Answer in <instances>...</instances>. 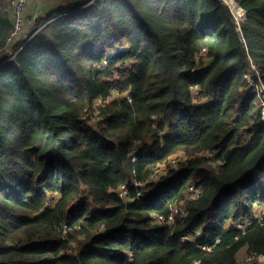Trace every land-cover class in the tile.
Returning <instances> with one entry per match:
<instances>
[{"label":"trees","instance_id":"trees-1","mask_svg":"<svg viewBox=\"0 0 264 264\" xmlns=\"http://www.w3.org/2000/svg\"><path fill=\"white\" fill-rule=\"evenodd\" d=\"M226 1L97 0L0 69V264L264 256V115L246 80L254 64L264 84V0H235L244 21ZM13 30L0 0V50ZM175 204L187 215L156 220Z\"/></svg>","mask_w":264,"mask_h":264},{"label":"built area","instance_id":"built-area-1","mask_svg":"<svg viewBox=\"0 0 264 264\" xmlns=\"http://www.w3.org/2000/svg\"><path fill=\"white\" fill-rule=\"evenodd\" d=\"M97 0H9L11 8H12V23H13V33L11 34L10 38L8 39V44L7 46L0 50V69H2L6 64L9 62L15 60L19 52L26 47L35 37L36 35L43 29V27H46L47 25H44L38 30H34L33 32H29L26 35L23 36V27H34V22L37 21L40 16L41 12L44 11L43 7L44 6H50L53 5L54 8L52 11H60L61 8L63 7L64 9L66 6L73 7V9L67 11V9L61 13L60 15L56 16L54 19L50 20L48 24L51 22L61 19L63 17H66L68 15H72L75 13H78L81 10H84L91 5H93ZM41 11V12H40ZM51 11V12H52ZM47 16H50V12H47ZM53 13V12H52ZM20 39L23 38L24 43L22 44V49L15 50L14 49V41L15 39ZM12 48V51L10 50ZM123 50L120 48L118 52ZM4 58V59H3ZM3 60V61H2ZM107 62H104L106 64ZM250 71H253L255 76L251 77L250 74L246 75V80H247V89L250 93L256 94L257 98L261 100V94L264 95V89H261L262 87L264 88V84L262 83V75L256 65L252 64V69ZM103 103L102 100H99V104ZM257 105L259 107L260 113L264 115V108L261 107L258 104L257 100ZM141 143H136L130 152V157L135 161L137 159V153L139 148H141L139 145ZM142 146V144H141ZM167 163V162H166ZM162 164L159 168H157L154 173L152 174L151 182H158L161 175L164 174V168L162 166H165V164ZM171 163V162H168ZM172 164V163H171ZM173 167H178V163L176 165H173ZM170 173V172H168ZM167 173V174H168ZM136 186L138 188H144V184L136 183ZM118 195L120 198L127 200L129 197V190H128V185H122L118 190H117ZM200 189L196 187L194 183H190L187 186L186 194L187 196H190L191 198L193 197H199L200 196ZM141 195V194H140ZM139 196V193H138ZM258 216L262 218L264 216V207H260L257 209ZM187 215V211L185 209V206L183 204L178 205L175 204L171 207V216L166 220L164 217L161 216H155L156 220L158 222H165L169 227H172L174 224V221L177 217H184ZM244 229V227H241ZM186 239H184L185 241ZM252 260H255L259 262L260 264H264V256H253Z\"/></svg>","mask_w":264,"mask_h":264},{"label":"rangeland","instance_id":"rangeland-1","mask_svg":"<svg viewBox=\"0 0 264 264\" xmlns=\"http://www.w3.org/2000/svg\"><path fill=\"white\" fill-rule=\"evenodd\" d=\"M67 9V11H69V10H71V9H73V7H70V6H66V8L64 9L63 7L61 8V10L64 12L65 10ZM60 10V11H61ZM41 12V11H40ZM55 12H57V11H55ZM47 14L48 13H46L45 11H42L41 12V16H40V18L37 20V21H35L34 22V27H23V36L22 37H24V35H26L27 33H29V32H33L34 30H38V29H40L41 27H43L44 25H48V23H49V21H47V19H49L51 16H52V14L53 13H50V16H47ZM60 15V14H59ZM58 16V15H57ZM235 16V15H234ZM54 19V18H53ZM236 19H238V21H244L245 20V18L244 19H242V18H237L236 17ZM24 43V41H23V38H20V39H15V41H14V43H13V45H14V49L17 51V50H19V49H21V47H22V44ZM11 51H12V48L10 49ZM110 54H113V51L110 53ZM0 57H2L1 55H0ZM4 59V58H3ZM3 61V60H2ZM248 74H250V76L251 77H254L255 76V74H254V72L253 71H248ZM261 89H264L263 87L261 88ZM261 100L260 99H258L257 98V100H258V104L261 106V107H263L264 108V95L263 94H261ZM98 104H99V102H98ZM96 115H98V114H96ZM86 117V116H85ZM87 117H88V115H87ZM91 118V117H90ZM86 119V118H85ZM98 119H100V117H98ZM98 120L95 118L93 121H91L92 122V125L94 124V122L96 123ZM246 138L248 137V136H245ZM140 147H141V144L139 145ZM187 159V156L184 154V153H180V154H178L177 156H173V157H171L170 158V160L168 161V162H171L173 165H176L177 163L178 164H180L181 162H183L184 160H186ZM166 163L165 164V166H162L163 168H164V174H167L168 172H171V170H178V168H179V165H178V167H173L172 166V164L171 163ZM164 174H162L161 175V177L164 175ZM160 177V178H161ZM160 180V179H159ZM82 241H84V239H82ZM75 249H77V246L75 245V246H73ZM253 258H252V256H250L248 253H247V251H246V249H244V250H242L241 252H240V254L238 255V262H239V264H248V263H250L251 261H253L252 260ZM254 262V261H253ZM258 264H260L259 262H258Z\"/></svg>","mask_w":264,"mask_h":264},{"label":"bare ground","instance_id":"bare-ground-1","mask_svg":"<svg viewBox=\"0 0 264 264\" xmlns=\"http://www.w3.org/2000/svg\"><path fill=\"white\" fill-rule=\"evenodd\" d=\"M229 3H231V7H232V11L234 13V15L237 17V18H242L244 19V12L242 11L241 7L239 5H237L236 3H234L233 0H229Z\"/></svg>","mask_w":264,"mask_h":264},{"label":"water","instance_id":"water-1","mask_svg":"<svg viewBox=\"0 0 264 264\" xmlns=\"http://www.w3.org/2000/svg\"><path fill=\"white\" fill-rule=\"evenodd\" d=\"M234 1V3H236L237 5H239L235 0H233ZM226 3H228L229 5H230V8H231V11H232V5H231V3H229V1H226ZM240 6V5H239ZM241 7V6H240ZM241 9H242V11L244 12V18L245 19H247V16H248V14H247V12L241 7ZM233 12V11H232ZM234 14V13H233ZM236 17V16H235ZM237 21H238V19H237Z\"/></svg>","mask_w":264,"mask_h":264},{"label":"crops","instance_id":"crops-1","mask_svg":"<svg viewBox=\"0 0 264 264\" xmlns=\"http://www.w3.org/2000/svg\"><path fill=\"white\" fill-rule=\"evenodd\" d=\"M54 8V6L53 5H51V7L48 5V6H44L43 7V10L47 13V12H50V13H52V12H54V10L52 11V9ZM52 11V12H51Z\"/></svg>","mask_w":264,"mask_h":264}]
</instances>
